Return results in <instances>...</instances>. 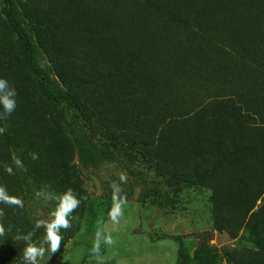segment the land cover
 <instances>
[{
    "label": "rangeland",
    "instance_id": "rangeland-1",
    "mask_svg": "<svg viewBox=\"0 0 264 264\" xmlns=\"http://www.w3.org/2000/svg\"><path fill=\"white\" fill-rule=\"evenodd\" d=\"M13 2L71 101L65 116L46 103L0 0V78L17 93L9 117L0 104V186L24 204L0 203L4 263L25 264L17 237L39 246L71 188L72 226L39 264H264V0Z\"/></svg>",
    "mask_w": 264,
    "mask_h": 264
},
{
    "label": "clouds",
    "instance_id": "clouds-1",
    "mask_svg": "<svg viewBox=\"0 0 264 264\" xmlns=\"http://www.w3.org/2000/svg\"><path fill=\"white\" fill-rule=\"evenodd\" d=\"M9 85L8 81L6 79L0 78V104L3 105V112L6 114L7 117H9L12 112L16 108V100L15 97L17 95L16 90L12 88V91L5 95L4 90L6 86ZM5 128L0 127V134L4 133ZM33 159H37L38 157L33 154ZM14 164L17 168H23V163L20 159L14 158ZM26 170V169H25ZM5 171L12 175L13 168L11 166H6ZM127 177L123 174L120 176V181L126 182ZM113 184L111 185V188L113 187ZM72 189L69 188V192L63 196L60 197V203L58 204L56 210L51 213L52 216L55 217V219L51 223H47L46 221H37L36 228L44 227L46 230V235L43 238V240L40 242L39 246L36 242L32 241V236L34 235L33 232H29L27 235L22 237H17L18 239H23L26 242V247L23 250L24 254V260L25 264H39V259L43 258L45 255V247L44 245L47 244L50 248V251L54 254L56 253L61 246L62 242V235L59 234V227H63L65 230L70 228L71 222L67 218L69 215L79 207L81 200H77L74 198L72 193ZM123 191V189H121ZM81 199H86V197H83ZM118 199L117 193L113 191V208L109 213V216L111 218V221L113 223H119V218L122 215V205L127 202L126 197H121L120 202H116ZM0 203H3L5 205L9 206H18L23 208V200L17 196H11L6 191V187L0 186ZM5 213L2 209H0V219L4 217ZM4 226L3 223L0 222V235L4 234ZM105 244H112L113 240L111 235H107L104 238ZM99 243L97 240L94 243V247L92 249L93 253H99Z\"/></svg>",
    "mask_w": 264,
    "mask_h": 264
},
{
    "label": "trees",
    "instance_id": "trees-1",
    "mask_svg": "<svg viewBox=\"0 0 264 264\" xmlns=\"http://www.w3.org/2000/svg\"><path fill=\"white\" fill-rule=\"evenodd\" d=\"M5 5V16L8 23L13 27L19 38V46L23 55L26 66L36 81L46 103L56 111L60 116H65V104L71 101L70 95L59 94L55 86L49 81L40 69V60L35 49V38L29 25L22 19L21 14L13 0H2ZM138 147L144 146L137 144ZM237 152L250 154L253 153L252 148H238ZM169 186H176L178 181L169 179ZM184 258V257H183ZM0 264H5L3 257L0 255Z\"/></svg>",
    "mask_w": 264,
    "mask_h": 264
}]
</instances>
